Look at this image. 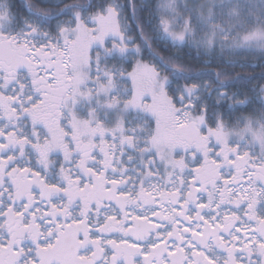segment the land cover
Segmentation results:
<instances>
[{
  "label": "flooded vegetation",
  "instance_id": "1",
  "mask_svg": "<svg viewBox=\"0 0 264 264\" xmlns=\"http://www.w3.org/2000/svg\"><path fill=\"white\" fill-rule=\"evenodd\" d=\"M38 33L0 11V264H264V144L168 94L158 131H94Z\"/></svg>",
  "mask_w": 264,
  "mask_h": 264
},
{
  "label": "rangeland",
  "instance_id": "2",
  "mask_svg": "<svg viewBox=\"0 0 264 264\" xmlns=\"http://www.w3.org/2000/svg\"><path fill=\"white\" fill-rule=\"evenodd\" d=\"M157 8L162 33L173 42L189 41L206 51L264 52V0H159ZM3 9L0 5V11ZM39 35L34 36L35 47L56 48L61 54L71 94L80 102L78 114L90 128L160 129L156 112L167 92L159 71L140 59L132 70L110 65L115 56L120 62H128L138 53L124 35L115 7L98 15L77 12L74 25L59 30L60 43L50 35ZM194 91L192 87L187 96ZM185 101L179 99L174 112L180 125L192 118L195 131H241L235 139L238 143L246 144L252 137V142L264 144V122L245 117L233 128L222 121L210 126L203 114L191 117Z\"/></svg>",
  "mask_w": 264,
  "mask_h": 264
},
{
  "label": "trees",
  "instance_id": "3",
  "mask_svg": "<svg viewBox=\"0 0 264 264\" xmlns=\"http://www.w3.org/2000/svg\"><path fill=\"white\" fill-rule=\"evenodd\" d=\"M0 1L14 20L33 16L35 26L58 43L59 30L70 29L77 12L98 15L115 7L122 31L138 53L128 62L115 56L110 65L132 70L138 59L152 65L164 79L167 94L191 102L189 114L205 115L210 126L222 121L233 128L245 117L264 122V52L206 51L189 41L173 42L162 33L159 0ZM192 87L195 91L189 97Z\"/></svg>",
  "mask_w": 264,
  "mask_h": 264
}]
</instances>
